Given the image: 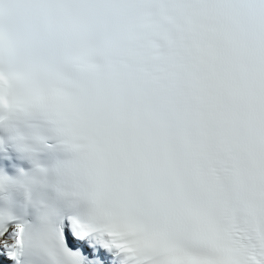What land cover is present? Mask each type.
Here are the masks:
<instances>
[{
    "label": "snow or ice",
    "instance_id": "6c2138e0",
    "mask_svg": "<svg viewBox=\"0 0 264 264\" xmlns=\"http://www.w3.org/2000/svg\"><path fill=\"white\" fill-rule=\"evenodd\" d=\"M0 264H264V0H0Z\"/></svg>",
    "mask_w": 264,
    "mask_h": 264
}]
</instances>
